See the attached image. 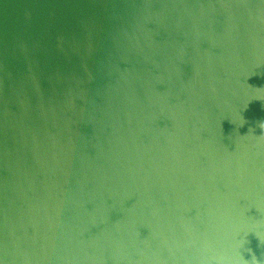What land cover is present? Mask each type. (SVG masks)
<instances>
[{
    "label": "water",
    "instance_id": "1",
    "mask_svg": "<svg viewBox=\"0 0 264 264\" xmlns=\"http://www.w3.org/2000/svg\"><path fill=\"white\" fill-rule=\"evenodd\" d=\"M0 264H264V0H0Z\"/></svg>",
    "mask_w": 264,
    "mask_h": 264
}]
</instances>
